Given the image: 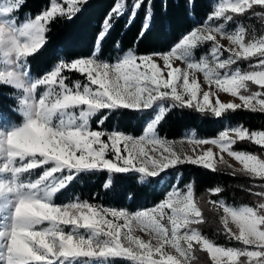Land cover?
I'll return each instance as SVG.
<instances>
[{
  "label": "snow or ice",
  "instance_id": "6c2138e0",
  "mask_svg": "<svg viewBox=\"0 0 264 264\" xmlns=\"http://www.w3.org/2000/svg\"><path fill=\"white\" fill-rule=\"evenodd\" d=\"M26 2L0 0V96L9 101L0 104V264H200L201 254L209 264H264V130L227 119L238 110L264 114V0H213L200 19L196 0H160L161 15L175 6L194 23L167 50L141 54L116 41L112 55L103 45L121 18L131 26L142 17L139 40L157 15L155 0H114L89 53L57 50L41 75L30 59L51 25L75 18L88 0H49L21 18ZM221 92L239 102L222 101ZM174 109L222 119L224 130L162 137ZM125 112L147 117L139 134L105 127ZM185 165L246 178L254 202L229 203L220 184L199 196L195 181L177 175L171 183ZM99 172L107 173L106 190L129 173L166 187L135 210L68 195L82 174ZM209 214L227 243L203 231Z\"/></svg>",
  "mask_w": 264,
  "mask_h": 264
},
{
  "label": "trees",
  "instance_id": "16d2710c",
  "mask_svg": "<svg viewBox=\"0 0 264 264\" xmlns=\"http://www.w3.org/2000/svg\"><path fill=\"white\" fill-rule=\"evenodd\" d=\"M155 2L157 15L151 31L143 39L138 40L142 17H138L131 26H126V17L121 18L104 42L103 48L106 54H116L114 48L116 41L120 42L121 48L125 51L129 48H135L141 54L167 50L176 37L194 23L191 15L185 14L182 8H176L175 6L169 10L166 16L161 15L160 0H155ZM113 3L114 0H88L87 6L75 18L71 20L57 18L51 25V30L46 34V45L40 53L30 59L33 74H43L50 66L57 50L63 49L65 53L71 56L87 55L101 28L102 21ZM196 3L198 5L196 19H200L210 11L213 0H196ZM47 5H49V0H27L20 16L23 18L24 14L29 12L32 14L39 13ZM246 23H252L257 31L261 30L260 25L256 22L246 21ZM240 67L247 69V62H242ZM77 78H80L79 75L73 76V79ZM252 88L258 90L255 85ZM7 103L9 101L4 96H0V104L6 105ZM146 118L125 112L122 115H116L114 118L110 117L105 122V127L108 129L119 127L139 134ZM227 119L233 126L243 124L250 130H264V114L238 110L235 113H230ZM224 127L222 119L205 116L187 109H174L167 114L159 127V133L162 137L179 140L186 133L194 130L199 137L208 138L216 136L219 131L224 130ZM238 147L247 151H258V147L249 142H242ZM177 175L181 176L182 183L195 181L197 195L199 196H204L208 188L220 184L225 187L223 197L229 203L241 205L254 202V198L245 191L248 184L246 178H233L228 174H215L192 165L182 166L178 172L172 171L169 177L171 183L175 182ZM106 178V172L82 174L71 187L68 195H79L82 199L95 197L94 202L97 203L114 204L135 210L141 204L151 205L154 201H158L162 198L166 187L163 182L160 185L146 187L138 175L129 173L115 176L112 188L106 190L103 188ZM218 229L219 226L214 214H209V223L203 226V231L219 243H227ZM200 264H209L206 254L200 255Z\"/></svg>",
  "mask_w": 264,
  "mask_h": 264
},
{
  "label": "rangeland",
  "instance_id": "374dc122",
  "mask_svg": "<svg viewBox=\"0 0 264 264\" xmlns=\"http://www.w3.org/2000/svg\"><path fill=\"white\" fill-rule=\"evenodd\" d=\"M177 63H179V62H177ZM182 66V65H181ZM199 75V82L201 83V85H202V87L204 88V90H208L207 89V85L206 84H204V82H203V76H202V74H198ZM220 95V99L222 100V101H224V102H229V101H231V100H233V99H236V102H239L238 101V98H233V97H231L230 96V94H227V93H220L219 94ZM185 136V135H184ZM183 136V137H184ZM182 137V138H183ZM181 138V139H182ZM180 140V139H179ZM203 147H205V148H207V147H211L210 145H205V146H203ZM184 148L186 149V150H189L190 149V146L186 143L185 145H184ZM214 151H216V149H213Z\"/></svg>",
  "mask_w": 264,
  "mask_h": 264
}]
</instances>
